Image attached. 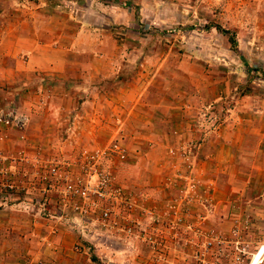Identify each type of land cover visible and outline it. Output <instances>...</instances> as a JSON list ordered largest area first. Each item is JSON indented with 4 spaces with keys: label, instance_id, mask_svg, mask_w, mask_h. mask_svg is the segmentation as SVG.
Instances as JSON below:
<instances>
[{
    "label": "rangeland",
    "instance_id": "rangeland-1",
    "mask_svg": "<svg viewBox=\"0 0 264 264\" xmlns=\"http://www.w3.org/2000/svg\"><path fill=\"white\" fill-rule=\"evenodd\" d=\"M213 25L232 31L235 43ZM27 64H79L82 76L136 84L143 95L147 86L162 110L184 109L192 140L212 129L213 139L238 134L247 155L264 134V0H0V109L27 117L22 127L0 122V180L15 185L0 190V264H72L75 255L81 264H264L259 222L246 213L238 222L216 200L217 189L232 199L231 186L239 190L242 180L217 188L219 179L204 178L188 157L194 190L206 201L181 204L185 224H166L164 203L184 186L175 177L180 158L133 141L134 125L101 123L94 131L86 123L95 105L71 99L74 88L52 84L43 69L24 71ZM42 88L48 93L34 99ZM113 138L127 149L111 168L130 206L122 216L116 211L113 224H74L72 213L59 210V192L42 180L47 159L71 160ZM62 233L74 239L67 249L59 246Z\"/></svg>",
    "mask_w": 264,
    "mask_h": 264
},
{
    "label": "crops",
    "instance_id": "crops-1",
    "mask_svg": "<svg viewBox=\"0 0 264 264\" xmlns=\"http://www.w3.org/2000/svg\"><path fill=\"white\" fill-rule=\"evenodd\" d=\"M23 69L24 71L33 72L40 68L27 64ZM41 69L44 70L42 75L47 74L48 77H54L52 84L56 82L63 85L64 88L72 86L74 91L71 99L79 101L82 105H95L93 109H88L89 115L87 118L90 119V122L86 123L94 131L99 130L102 126L107 127L109 124L111 127H123L125 129L134 125L136 128H133L137 137L133 136V141L135 139V142L151 143L154 148H162V154L165 148H180L182 152H187V156L190 159L195 160V169L200 171L204 178L211 176L216 182L219 179L217 188L220 186L224 190L225 187H228V184L231 185L232 183L234 186L235 182L242 180L243 186L239 187V190H235L231 186L233 191V194L231 193L232 199L230 198V200L226 201V192L222 191L221 193L217 189L216 200L226 207V212L229 210L232 215H235L238 218V222H240V214L246 213L243 216L254 219L252 220L254 224L259 222L260 225L256 228H258L259 232L264 231V134L259 133L257 142L248 144L247 155L240 154L243 144L238 134L230 139H213L217 131L212 129L204 131L202 138L199 137L197 138L198 141H194L192 140V133L196 129L187 124V122L183 123L181 111H184V109L175 107V110L172 111L162 110L160 107L161 99L150 97L151 95L147 93L149 90L148 88L146 89L147 86L143 88V91H145L143 95L139 93L142 86L138 90L136 84H129V86L125 87V85H120V83L106 82L101 85L100 81L95 79L94 74H90L87 77L80 75L79 64H73L70 67L52 68L48 66ZM10 71L11 74L15 75L16 71L14 69H10ZM41 81H37V84L42 87V84L47 81ZM44 93L48 92L42 88L40 92L34 93L33 97L38 99ZM49 98L51 99L50 96ZM67 98L70 99V97ZM98 102L103 106V110L97 107L99 106L97 105L99 104ZM102 115H105L106 119L103 122H99L98 117ZM77 116L78 114H76ZM112 117L115 120L119 119L117 125ZM101 123L102 126H100ZM193 134L195 136V133ZM189 142L192 143L191 146H188ZM159 178L161 179L160 175L158 180H160ZM239 198H241V202ZM225 201L226 204L224 205ZM58 240L61 242L59 246L65 247V249L74 241L73 237L67 233H62V239L58 237ZM65 240L66 245L64 246L63 242ZM75 256L76 258L72 260V264L74 262V264L84 263V257ZM55 260L56 258L53 261ZM63 260L66 261L68 259L63 258Z\"/></svg>",
    "mask_w": 264,
    "mask_h": 264
},
{
    "label": "built area",
    "instance_id": "built-area-1",
    "mask_svg": "<svg viewBox=\"0 0 264 264\" xmlns=\"http://www.w3.org/2000/svg\"><path fill=\"white\" fill-rule=\"evenodd\" d=\"M2 121L22 127L27 117L18 114L13 108L0 109V122ZM166 152L169 157L180 158L181 170L177 169L175 177L182 179L184 186L166 200L162 217L166 224H185L187 209H182L181 204L195 200L205 202V192L194 190V170L188 156L182 150L172 147L167 148ZM126 157L127 149L123 143L113 138L102 149L81 148L71 160L47 159L41 177L50 189L54 188L59 192V210L66 208L72 213L76 219L74 224H113L116 211L120 209L119 216H122L123 209L130 206L131 194L118 185L111 168L113 162L124 161ZM14 187L9 179L0 180V190ZM141 209L151 217L149 209Z\"/></svg>",
    "mask_w": 264,
    "mask_h": 264
},
{
    "label": "trees",
    "instance_id": "trees-1",
    "mask_svg": "<svg viewBox=\"0 0 264 264\" xmlns=\"http://www.w3.org/2000/svg\"><path fill=\"white\" fill-rule=\"evenodd\" d=\"M210 25H212V24H210ZM217 30H219L221 33H224V34H226V36H227V38H228V40L230 41V43L231 44H234L235 43V40H234V34H233V32L232 31H230V30H228V29H223V28H221L220 26H218V25H213ZM91 257V260L93 261H95L97 258H95V256L94 255H91L90 256Z\"/></svg>",
    "mask_w": 264,
    "mask_h": 264
},
{
    "label": "bare ground",
    "instance_id": "bare-ground-1",
    "mask_svg": "<svg viewBox=\"0 0 264 264\" xmlns=\"http://www.w3.org/2000/svg\"><path fill=\"white\" fill-rule=\"evenodd\" d=\"M262 246L264 247V244Z\"/></svg>",
    "mask_w": 264,
    "mask_h": 264
}]
</instances>
